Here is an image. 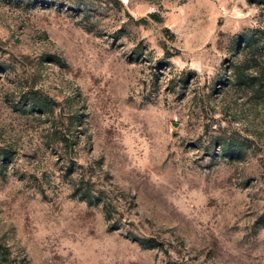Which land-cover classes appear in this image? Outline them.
<instances>
[{
    "label": "rangeland",
    "instance_id": "rangeland-1",
    "mask_svg": "<svg viewBox=\"0 0 264 264\" xmlns=\"http://www.w3.org/2000/svg\"><path fill=\"white\" fill-rule=\"evenodd\" d=\"M0 264H264V0H0Z\"/></svg>",
    "mask_w": 264,
    "mask_h": 264
},
{
    "label": "trees",
    "instance_id": "trees-1",
    "mask_svg": "<svg viewBox=\"0 0 264 264\" xmlns=\"http://www.w3.org/2000/svg\"><path fill=\"white\" fill-rule=\"evenodd\" d=\"M248 40H249V39H248ZM248 40H247V38H246V40H245V42H244L246 45H248L249 42H250V41H248ZM247 43H248V44H247Z\"/></svg>",
    "mask_w": 264,
    "mask_h": 264
}]
</instances>
